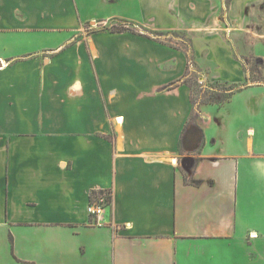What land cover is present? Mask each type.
<instances>
[{"label":"crops","instance_id":"obj_1","mask_svg":"<svg viewBox=\"0 0 264 264\" xmlns=\"http://www.w3.org/2000/svg\"><path fill=\"white\" fill-rule=\"evenodd\" d=\"M91 1L118 0H0V264H264V64L252 80L242 63L264 62V0L230 1L231 43L192 34L212 0H170V27ZM114 19L147 31L79 34ZM160 32L191 36L194 69ZM191 72L240 86L193 103Z\"/></svg>","mask_w":264,"mask_h":264},{"label":"rangeland","instance_id":"obj_2","mask_svg":"<svg viewBox=\"0 0 264 264\" xmlns=\"http://www.w3.org/2000/svg\"><path fill=\"white\" fill-rule=\"evenodd\" d=\"M146 4H148L150 1H153L154 6H145L143 5L141 8H138L140 5H135L131 3L129 0H118L116 2H111L110 4H107L105 7H101L95 2L91 1L92 4L89 5L85 9V13L92 16H120V17H133V16H139L144 22H146L148 25H156L161 27H170V25H174L176 23V18L171 16L170 10H169V3L170 0H143ZM231 0H212V2L215 4L212 7V14L210 17V20L212 22L204 24L202 28L194 29L195 32L193 33H200V34H207V33H214L218 32L221 33L223 38L227 40L228 43H231V24L232 21L235 22V24H238V29L236 31L242 32L245 34L247 31L242 30L244 28V24H241V22H236L233 20L231 16L232 11V5ZM93 3H95L93 5ZM181 4H178L177 7H180ZM190 8V7H189ZM188 8V9H189ZM179 9V8H178ZM200 14V13H199ZM108 21V20H107ZM143 23V24H146ZM123 21L119 20H110L108 22H91V23H85L82 26V30L80 31V36L91 34L95 30H103L112 32L111 29L117 28V27H126L130 28L131 31H143L146 32L147 29H144L142 23H139L136 25H123ZM236 24V25H237ZM235 31V32H236ZM161 33V32H160ZM169 35V36H166ZM161 40L166 41L168 43L176 42V44H180L181 47L185 49V52L187 54L188 58V66H190L192 69H194L192 66L193 56L190 51V45H191V39L189 35H184L181 33H175L174 36H170L169 33H161ZM159 36V37H160ZM178 36L181 38L178 39ZM198 37V36H197ZM201 42L198 45V51H202L203 53H206V61L212 63H218V60L220 59L222 55V47L220 43L216 42L215 39H209V40H200ZM211 42H214L215 44H209ZM208 43V44H207ZM210 52V53H209ZM242 63L246 68H250V78L252 80H261L262 79V67L264 62L261 58L258 57H245L244 60H242ZM190 83H191V99L192 102H198V103H205V101H208L211 99L210 93H213L216 91V88L221 86L222 84L217 81L212 80H204L201 78V76L195 72H191V77H189ZM105 195V194H103ZM106 206V205H105Z\"/></svg>","mask_w":264,"mask_h":264},{"label":"trees","instance_id":"obj_3","mask_svg":"<svg viewBox=\"0 0 264 264\" xmlns=\"http://www.w3.org/2000/svg\"><path fill=\"white\" fill-rule=\"evenodd\" d=\"M116 20L123 21L124 23L123 25H127V26L134 25V23L128 22L127 20H124V19H116ZM125 30H131V29L126 28L124 26L111 29V31H114V32H120V31H125ZM185 80L191 87L190 80L189 79H185ZM239 86L240 84H236V83L226 84V85L222 84L221 86L216 88V91L209 94L211 96V99L208 101H205V103H223L224 101H227L230 98V96L233 94L234 91L239 89ZM191 90H192V87H191ZM103 194H105V202L106 204H108L111 201V192L109 190L92 191L90 194V203H93L94 201H96L97 197Z\"/></svg>","mask_w":264,"mask_h":264},{"label":"built area","instance_id":"obj_4","mask_svg":"<svg viewBox=\"0 0 264 264\" xmlns=\"http://www.w3.org/2000/svg\"><path fill=\"white\" fill-rule=\"evenodd\" d=\"M105 205V195H100L99 197H97L96 201L89 205L88 210L90 214L96 216L104 210Z\"/></svg>","mask_w":264,"mask_h":264},{"label":"water","instance_id":"obj_5","mask_svg":"<svg viewBox=\"0 0 264 264\" xmlns=\"http://www.w3.org/2000/svg\"><path fill=\"white\" fill-rule=\"evenodd\" d=\"M192 132H194L195 134H197L196 136L198 137V138H200L201 137V135H200V132H198V129H196V128H190V130H188V132H186L185 133V135H184V138H185V141H187L188 139H189V134L190 133H192ZM198 132V133H197ZM196 138V137H195ZM197 138V139H198ZM197 146H195V148H196ZM194 148V147H193ZM193 148H190V150H192ZM189 160L192 162V159L191 158H189Z\"/></svg>","mask_w":264,"mask_h":264}]
</instances>
